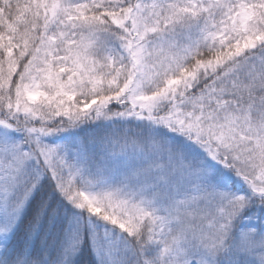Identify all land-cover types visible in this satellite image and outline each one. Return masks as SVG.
<instances>
[{
	"label": "snow or ice",
	"instance_id": "6c2138e0",
	"mask_svg": "<svg viewBox=\"0 0 264 264\" xmlns=\"http://www.w3.org/2000/svg\"><path fill=\"white\" fill-rule=\"evenodd\" d=\"M0 264H264V0H0Z\"/></svg>",
	"mask_w": 264,
	"mask_h": 264
}]
</instances>
